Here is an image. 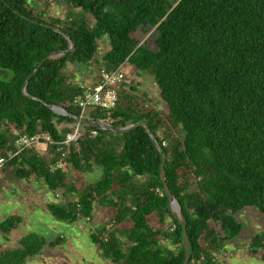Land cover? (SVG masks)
<instances>
[{
  "label": "trees",
  "instance_id": "16d2710c",
  "mask_svg": "<svg viewBox=\"0 0 264 264\" xmlns=\"http://www.w3.org/2000/svg\"><path fill=\"white\" fill-rule=\"evenodd\" d=\"M48 6L0 0V157L15 149L17 134L50 136L44 153L25 148L1 168L42 180L59 197L46 205L58 220H91L95 206L109 209L90 232L108 264H181L183 225L186 264H217L224 242L241 230L234 214L245 207L264 213V0H62L60 15ZM47 25L67 34L74 50L45 58L70 46ZM103 35L108 47L101 52ZM124 62L154 77L165 109L124 76L114 107L83 116L113 127L147 123L182 216L169 210L161 154L145 127L112 132L81 124L77 141L63 143L76 121L21 92L40 64L26 93L80 115L73 99L83 88L70 79L68 65L94 63L98 72ZM56 161L64 167L51 170ZM96 168L97 180L83 177ZM20 220L6 217L0 232L9 234ZM248 243L258 252L264 233ZM18 244L0 252V264H22L47 243L28 233Z\"/></svg>",
  "mask_w": 264,
  "mask_h": 264
},
{
  "label": "rangeland",
  "instance_id": "374dc122",
  "mask_svg": "<svg viewBox=\"0 0 264 264\" xmlns=\"http://www.w3.org/2000/svg\"><path fill=\"white\" fill-rule=\"evenodd\" d=\"M45 1L49 5L47 8L49 13L56 15L62 13V0H39V3L42 5ZM107 47L108 37L103 35L101 52ZM70 65L67 67L70 79L78 83L91 78V72L97 73L94 63ZM121 68L125 76L138 81V88L148 93L152 105L165 109L153 76L135 70L128 62H124ZM39 147L44 148L43 145ZM100 176V168L83 174L88 181L97 180ZM7 178L10 182L7 183V188L2 187L0 192L4 195L2 200L18 207L21 224L16 231L20 237L28 233H36L42 236L47 243L37 254L27 257L22 264H108V260L101 256L99 249L92 242L90 232L99 227L109 216V209L95 206L91 220L82 218L74 222L61 221L54 218L44 207L46 202L59 201V197L42 180H14L11 179V172L7 173ZM8 210L4 208L5 215L8 214ZM234 216L241 224V230L237 236L224 242L222 250L216 257L217 264H264V247L253 253L248 243L251 236L264 233V213L255 207H245L238 210ZM53 240H58V243L53 246L48 245V242ZM0 243L3 250L19 245L18 240H14L10 246L2 234H0Z\"/></svg>",
  "mask_w": 264,
  "mask_h": 264
},
{
  "label": "built area",
  "instance_id": "2783aa9c",
  "mask_svg": "<svg viewBox=\"0 0 264 264\" xmlns=\"http://www.w3.org/2000/svg\"><path fill=\"white\" fill-rule=\"evenodd\" d=\"M123 64V63H122ZM119 65L113 70H106L104 68L100 69L96 76L92 79H88L81 83L83 92L81 95L76 96L73 99V104L81 109V114L93 107L99 108H112L117 104L118 101V88L121 85L125 73ZM70 131L66 132L63 143H70L77 141L78 137L82 132L81 123L74 122L69 125ZM17 134V132H15ZM93 134L96 133L95 130L92 131ZM50 136L46 132L36 133L33 135L27 134H17L14 140L15 149L7 152V156L0 157V165L6 160L12 158L20 151L25 148H30L32 146L39 147V145L44 144V141H49ZM40 153H44L39 149ZM64 167L62 161H56L54 164H50L51 170H56Z\"/></svg>",
  "mask_w": 264,
  "mask_h": 264
},
{
  "label": "water",
  "instance_id": "95a60500",
  "mask_svg": "<svg viewBox=\"0 0 264 264\" xmlns=\"http://www.w3.org/2000/svg\"><path fill=\"white\" fill-rule=\"evenodd\" d=\"M8 5V4H7ZM9 6V5H8ZM15 13H19L18 10H14ZM23 18L25 19H28L27 16L25 15H21ZM32 22L34 23H38V21L36 20H32ZM49 28H52L60 33H63L62 30L59 28V27H56V26H52V25H47ZM64 36L70 41V46L64 50H57V51H54V52H51L49 54L46 55L45 58L47 57H50V56H55V55H62V54H65L69 51H73L74 50V43L72 40H70L69 36L65 33H63ZM40 64L37 65V67H35L32 72L26 77L24 83L22 84L21 86V92L28 96V97H31V98H34L36 100H40L42 103H44L50 110L58 113V114H62V115H67L69 116L70 118L74 119L76 122H79L81 124H84V125H88V126H92V127H95L97 129H102V130H108V131H112V132H125L129 129H132L136 126H143L145 127L147 133L149 134L151 140L153 141V143L155 144V146L157 147L158 151L160 152L161 154V164H160V171H159V175L163 181V185H164V192L168 198V207H169V210L176 213L177 215H180L182 216V213H181V207H180V204L178 202V200L174 197V195L171 193V191L169 190L166 182H165V178H164V162H165V154L162 152L161 148L158 146L156 140H155V137L152 133V131L148 128V125L147 123L144 121V120H138L136 121L135 123H131V124H128L124 127H113L111 125H109L108 123H105V122H101V121H95V120H92V119H89L88 117H85L83 115H76V114H72L70 112H68L64 107H62L61 105H56V104H50V103H46L44 100L40 99L39 97H34V96H30L26 93L25 91V86L27 84V82L29 81L30 77L36 72V70L38 69ZM182 229H183V254H184V257H183V261L181 264H186L189 259H190V253H189V236L185 230V227L184 225L182 226Z\"/></svg>",
  "mask_w": 264,
  "mask_h": 264
},
{
  "label": "crops",
  "instance_id": "0c3cea01",
  "mask_svg": "<svg viewBox=\"0 0 264 264\" xmlns=\"http://www.w3.org/2000/svg\"><path fill=\"white\" fill-rule=\"evenodd\" d=\"M69 66H71V65L69 64L68 67ZM94 75H95L94 71L91 72V74H90V77L91 78H89V79H92L94 77ZM87 80H88V78H87ZM87 80H84V81H87ZM84 81H81L80 83H83ZM39 149L42 150L43 152L45 151V147L44 148H40L39 147ZM8 172H11V174H12V178L11 179H14V180L15 179H19V178H15L13 176V172H12V170L10 168H1V165H0V179H3L4 180L2 182V186L0 187V189L2 187L7 188L6 187L7 186V183L10 182V179L7 178V173ZM33 179H35V178H29L28 180H33ZM3 198H4V195H3L2 192H0V199L2 200ZM47 203H49V202H46L44 204V207L45 208H46ZM4 208L9 209L8 210V214H6V215H5L6 212L4 211ZM3 215H5V216H3ZM10 215H18V207L17 206L10 205L9 203H7L4 200L0 201V222H2L6 217H8ZM20 224H21V220H20V223L18 224V226L16 228L12 229L11 232L9 234H7V235H5L2 232H0V234L3 235V238L6 240V242L10 246H12L11 245L12 244L11 242H13L14 240H18V242H19V239L21 238L20 235H19V233L16 231L20 227ZM7 247H8V245H7ZM11 248H14V247H11ZM11 248L8 247L6 249H11ZM0 249H2V251L6 250V249L3 250L1 243H0Z\"/></svg>",
  "mask_w": 264,
  "mask_h": 264
}]
</instances>
